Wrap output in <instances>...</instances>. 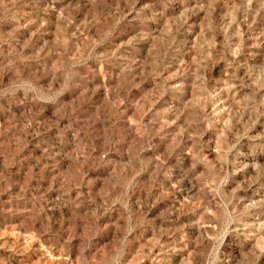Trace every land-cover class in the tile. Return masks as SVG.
<instances>
[{
	"label": "rangeland",
	"instance_id": "374dc122",
	"mask_svg": "<svg viewBox=\"0 0 264 264\" xmlns=\"http://www.w3.org/2000/svg\"><path fill=\"white\" fill-rule=\"evenodd\" d=\"M0 264H264V0H0Z\"/></svg>",
	"mask_w": 264,
	"mask_h": 264
}]
</instances>
